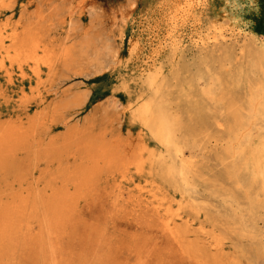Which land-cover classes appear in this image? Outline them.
I'll use <instances>...</instances> for the list:
<instances>
[{
    "label": "rangeland",
    "instance_id": "1",
    "mask_svg": "<svg viewBox=\"0 0 264 264\" xmlns=\"http://www.w3.org/2000/svg\"><path fill=\"white\" fill-rule=\"evenodd\" d=\"M1 1L0 24L13 26L24 18L42 32L46 42L72 51L69 61L58 65L44 102H20L24 95H31L35 83L30 69L22 80L21 72L14 68L11 84L7 74L0 75V119L39 115L66 98L80 103L62 110L54 123L43 128L44 145L54 141L63 152L58 150L52 159H44L45 151L41 150L40 160L32 161V174L44 171L43 176L49 178L60 160L74 164L67 158L73 148L65 142L73 132L81 134L79 143L87 142L90 135L105 134L127 147L129 160L138 157L142 161L138 167L134 162L104 176L97 191L81 202L87 214L91 213L87 219L93 218L102 234L99 245L94 241L89 250V244L83 246L87 257L83 264H264V208L252 204L262 199L260 185L249 188L238 159L239 150L249 152L246 140L251 146L258 145L264 131V124L247 109L249 87L256 86L261 77L255 54L264 50V0H208L206 10L196 19L178 12L182 0H75L80 7L76 14H71L74 9L63 7V0ZM173 16L176 19L171 24ZM70 19L76 23L68 33L64 27ZM239 28L257 43H244L240 38L232 47L220 45L205 53L188 47L177 54L161 45L174 32L191 41L199 33L213 35L225 29L230 36ZM114 51L119 53L116 63L112 60ZM154 63L163 68L167 84L155 102L179 125L170 135L189 168L186 187L167 169L174 148L163 145L135 116L150 100L142 74ZM47 74L44 70V79ZM237 113L243 119L240 124L236 123ZM238 169L241 176L237 180L233 174ZM140 190L147 197L157 195L179 230L189 229L185 234L191 236L208 233L210 241L220 243L221 252H209L202 234L201 252L181 255L161 233L154 205L141 203ZM8 264L42 263L18 250ZM74 264H80L79 259Z\"/></svg>",
    "mask_w": 264,
    "mask_h": 264
},
{
    "label": "bare ground",
    "instance_id": "2",
    "mask_svg": "<svg viewBox=\"0 0 264 264\" xmlns=\"http://www.w3.org/2000/svg\"><path fill=\"white\" fill-rule=\"evenodd\" d=\"M74 2L75 0L62 1L63 7L67 8L66 10L74 9L71 14H76L78 8H80ZM3 4L4 1L0 0V9ZM207 4L208 0H182L178 12L185 17L196 19L206 10ZM84 10L85 6L81 8L80 13H83ZM188 18L187 20H189ZM175 19L174 16L170 18L171 24H174ZM177 22L179 23L178 20ZM75 23L72 19L67 21L64 28L68 33L71 32ZM224 30L219 29L217 33L206 36L199 33L198 37L192 38L191 41H187L184 34L178 35L174 32L161 45L171 53L177 54V52L188 47L195 48L200 53L208 49L215 50L220 45L232 47L239 44L238 39L240 38H243L244 43H257V40L242 28H239L237 33L232 32L230 36H227ZM121 38L124 40L123 36ZM132 42L129 41L133 47L134 45L136 46V42ZM228 51L229 53L232 52L231 48ZM71 56L72 51L70 48L65 46L57 47L52 42H46L42 32L24 18H20L13 26L11 24H0V75L2 73L7 74L10 84L12 83V70L14 68L21 72L22 80L27 77L26 69H30L35 77L31 95L21 97L20 102L23 105H27L35 99L40 102L46 100V94L49 90L47 87H51L57 74L58 65L67 63ZM118 57L119 53L114 51L112 53L114 63H116L115 61ZM255 57L261 77L259 81L254 83L256 86L249 87L247 109L253 118H257L264 124V50L257 51ZM44 70L48 71L46 79L43 77ZM142 75L146 78V87L147 91L150 92V100L147 99V102L140 106L135 116L146 127H149L152 134L159 138L163 145L174 148L175 155L174 158L169 159L167 162V169L171 176L180 177L182 187H186L189 184V168L178 148L179 146L172 140L170 135L171 129H178L179 125L176 121L172 122L170 114L155 102L156 97L163 92L167 85L163 68L154 63ZM210 89L208 90L209 93ZM79 105L80 103L77 99L66 98L59 105L49 108V110H44L39 115L28 118L18 116L17 118L0 119V264L12 262L18 250L30 253L42 264H74L77 259H79L80 264H83L87 258L83 254L85 250L83 246L89 244L87 246V250H89L92 248L94 241L98 242L97 245H99L102 234L98 232L99 227L95 225L94 219H87L91 213L87 214V208H82L81 202L83 200L86 201L90 195L97 191L99 182L104 176L122 168L126 169L134 162L137 167L141 165V159L137 157V159L132 158L129 160L130 158H127V147L120 145L119 141L107 139L105 134L90 135L87 142L79 143L81 134L73 132L65 142L68 144L67 147L73 148L69 149L67 158L73 159L74 164L69 166L67 163H61L64 161L60 160V164H58L54 172L49 174V178L43 176L45 172L41 170L42 174L38 176L34 173L32 174V161L40 160L41 150L44 149L45 151L43 152L44 155L42 153L44 159L49 157L52 159V156L58 150L62 151L54 141L44 145L41 139L43 128L50 123H54L62 110ZM239 117L237 113L235 119L238 124L242 123L243 120ZM237 141L239 144L240 141ZM246 144L249 147V152L244 154V152L239 150L238 153V159L241 163L240 169L248 177L247 184L249 188L254 185L257 188L256 184L260 185L262 199L259 198L260 200L252 202L253 207L264 208V131H261V141L258 145L251 146V142L248 139ZM242 148L240 149L244 150ZM232 154L234 155V153ZM240 169L233 174L237 180L241 176L239 173ZM139 193L141 203L154 205L153 209L159 215L161 233L166 236L169 242L175 244L181 255L200 253V247L202 246L200 244V235L202 236V234L204 235L205 243L209 244V252H221L220 243L210 241L208 233L204 231L198 232V234L194 233L192 236H195V238H192L191 234H185L189 232L187 231L189 229L179 230L170 211L162 208L164 204L157 198L156 194L153 193L147 197L142 193V190ZM97 206L99 210V204ZM112 209L114 210V208ZM98 210H95V212ZM162 212L165 214L162 215ZM99 213L101 212L99 211ZM89 217L91 218V215ZM156 233L158 234V232ZM152 245L155 247L154 243ZM262 246L264 245L262 244ZM254 250L256 251V249ZM92 257H89L90 260Z\"/></svg>",
    "mask_w": 264,
    "mask_h": 264
}]
</instances>
